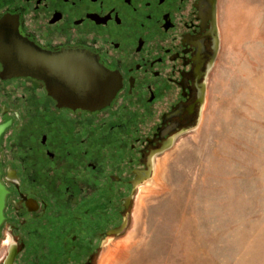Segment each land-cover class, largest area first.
Segmentation results:
<instances>
[{
  "label": "flooded vegetation",
  "instance_id": "obj_1",
  "mask_svg": "<svg viewBox=\"0 0 264 264\" xmlns=\"http://www.w3.org/2000/svg\"><path fill=\"white\" fill-rule=\"evenodd\" d=\"M219 2L0 0V264H94L121 236L200 120Z\"/></svg>",
  "mask_w": 264,
  "mask_h": 264
},
{
  "label": "rangeland",
  "instance_id": "obj_2",
  "mask_svg": "<svg viewBox=\"0 0 264 264\" xmlns=\"http://www.w3.org/2000/svg\"><path fill=\"white\" fill-rule=\"evenodd\" d=\"M218 16L200 120L156 159L94 264H264V0H220Z\"/></svg>",
  "mask_w": 264,
  "mask_h": 264
},
{
  "label": "water",
  "instance_id": "obj_3",
  "mask_svg": "<svg viewBox=\"0 0 264 264\" xmlns=\"http://www.w3.org/2000/svg\"><path fill=\"white\" fill-rule=\"evenodd\" d=\"M219 50V49H218ZM3 131V127H0V134ZM8 191L6 187L3 185L0 179V229L5 219V206H6V198H7ZM127 227V222L121 226V228L118 231H114V233H120L123 232Z\"/></svg>",
  "mask_w": 264,
  "mask_h": 264
}]
</instances>
